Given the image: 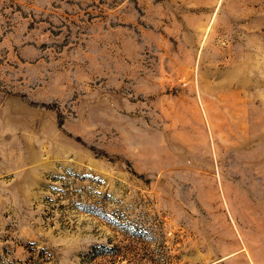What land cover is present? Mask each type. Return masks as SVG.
I'll return each instance as SVG.
<instances>
[{
    "label": "rangeland",
    "instance_id": "1",
    "mask_svg": "<svg viewBox=\"0 0 264 264\" xmlns=\"http://www.w3.org/2000/svg\"><path fill=\"white\" fill-rule=\"evenodd\" d=\"M0 264H264V0H0Z\"/></svg>",
    "mask_w": 264,
    "mask_h": 264
}]
</instances>
